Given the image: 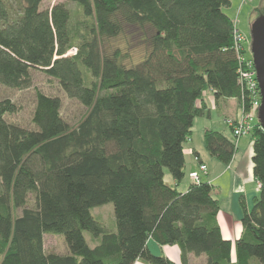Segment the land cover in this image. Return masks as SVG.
I'll use <instances>...</instances> for the list:
<instances>
[{
  "label": "trees",
  "instance_id": "1",
  "mask_svg": "<svg viewBox=\"0 0 264 264\" xmlns=\"http://www.w3.org/2000/svg\"><path fill=\"white\" fill-rule=\"evenodd\" d=\"M42 1L0 0V84L30 88L33 71L41 70L87 112L73 125L62 114L61 95L34 86L28 127L6 116L18 104L0 99V264H135L139 258L178 264L152 253L150 237L176 244L179 264H189L190 253L206 255L205 264H264L258 119L251 140L260 191L250 209L241 200L242 232L234 243L221 232L211 182L178 189L194 119L210 116L205 90L216 99L235 98L239 107L248 98L238 71L247 47L237 50L234 19L223 10L231 0H74L80 8L74 23L65 3L43 8ZM128 32L144 49L130 64L107 44ZM204 140L224 164L238 149L210 127ZM165 170L175 184L165 180ZM108 202L114 228L91 211ZM47 232L63 234L67 252L47 250Z\"/></svg>",
  "mask_w": 264,
  "mask_h": 264
},
{
  "label": "rangeland",
  "instance_id": "2",
  "mask_svg": "<svg viewBox=\"0 0 264 264\" xmlns=\"http://www.w3.org/2000/svg\"><path fill=\"white\" fill-rule=\"evenodd\" d=\"M56 2L65 3L71 9L72 22L74 23L75 21H77V19L80 17V8L74 0H43L42 7H51ZM223 10L234 19L237 30L241 31V33L243 32L246 36L247 54H252L251 25L259 16L264 13V0H231V4L229 6H223ZM107 44L110 49L119 48L120 50H122V52L126 53L127 56L124 59L129 64L138 61L141 58L142 52L144 50L143 46L138 42V39L135 38V35H132L129 32L127 33V35H119L117 37L109 39ZM72 52L73 50L71 51V53ZM82 67L85 71L86 69L83 65ZM33 76L34 86L41 89L42 91L52 93L56 92L61 95L63 100V105L61 109L62 114L71 124H76L83 117V115L86 114L87 108L82 105L78 100L69 98L62 90H60L58 83L54 79L49 78L41 70H34ZM34 86L27 89H15L5 87L0 84V99L4 97H10L19 106L17 112L6 115L9 120L18 122L28 127L32 126L31 116L35 105ZM204 97L207 99L208 102H211V99L213 97L212 90L206 89L204 92ZM228 110V112H230L231 108H229ZM225 113H227L226 110L223 113V111H218V109H216L213 105L211 116L196 117L193 124V134L196 142L199 137V133H202L203 125L217 127L218 130L223 131V133H225L230 139L236 142L237 145L239 143L238 138H241L242 140L240 142L239 149L237 150V152L239 155L247 154L250 149V140L252 139L251 135L247 134L241 137L235 136L231 127L224 120ZM202 150V154H206V156L208 157L209 154L206 153V149L202 148ZM169 178H172V176L168 170H165V180L168 181ZM33 198L34 196L30 195V201L28 203L29 206H33ZM228 208L231 215L233 214L234 216H237L241 215L242 213V206L239 203L237 205H230ZM91 211L96 217L104 221V223L108 227L114 228L115 215L114 206L112 202L95 206L91 209ZM85 236L87 240L93 243L90 239L91 233L89 231H85ZM44 238L45 247L47 250L56 251L59 253L67 252V246L63 234L47 232L45 233Z\"/></svg>",
  "mask_w": 264,
  "mask_h": 264
},
{
  "label": "crops",
  "instance_id": "3",
  "mask_svg": "<svg viewBox=\"0 0 264 264\" xmlns=\"http://www.w3.org/2000/svg\"><path fill=\"white\" fill-rule=\"evenodd\" d=\"M212 93L213 97L211 99V102H208L204 97L205 101L211 109L210 116L212 114L213 105L216 109H218V111H223V113L226 110L227 113H225L224 115L225 121L226 118H235L240 115V108L238 107L237 100L235 98L216 99L213 90ZM229 108H231L230 112H228ZM206 127L210 126L203 125L202 133H199V140L197 139L196 142L193 134V126V131L190 138L184 143L185 175L183 179L178 183V189L180 191L187 190L190 183L193 182V179L190 175V173L193 171H199L202 180L211 182L215 186L213 195L218 199L220 205V209L217 214V221L220 225L221 232L225 238L231 239L234 243V241L240 236L242 232L241 217L243 209L241 215L234 216L233 214L231 215L228 207L234 204L237 205L238 203L241 204V200H244L247 208L250 209L253 205L254 197L259 195L260 191L259 181L253 174L252 141L250 140V149L247 154L239 155L238 152H236L232 161L229 164H224L215 157L211 156L209 152H207L204 140V129ZM210 128L218 130L217 127ZM241 140V138H238V149ZM202 148L206 149V153L209 154L208 157L206 156V154H202ZM200 164L207 165V170L205 173L200 171ZM167 182L175 184L176 180H174L173 178H169ZM148 248L154 254L168 256L178 264L180 263L181 251L176 244L161 245L157 243L152 237H150L148 240ZM231 258V261L234 263L236 261V252L234 245L231 253ZM188 259L189 264L206 263V255L204 254L195 255L193 253H190ZM135 264L149 263L139 258L135 261Z\"/></svg>",
  "mask_w": 264,
  "mask_h": 264
},
{
  "label": "built area",
  "instance_id": "4",
  "mask_svg": "<svg viewBox=\"0 0 264 264\" xmlns=\"http://www.w3.org/2000/svg\"><path fill=\"white\" fill-rule=\"evenodd\" d=\"M235 46L239 52L245 48L246 36L236 29L234 34ZM241 65L238 69L239 80L248 91V98L240 104V115L235 118H228L226 122L232 127L233 133L237 137L251 135L258 119V110L261 104V92L256 77V69L252 54L240 55ZM247 104V105H246ZM200 171L206 172L207 165L200 164ZM194 181H201L199 171L190 173Z\"/></svg>",
  "mask_w": 264,
  "mask_h": 264
},
{
  "label": "water",
  "instance_id": "5",
  "mask_svg": "<svg viewBox=\"0 0 264 264\" xmlns=\"http://www.w3.org/2000/svg\"><path fill=\"white\" fill-rule=\"evenodd\" d=\"M251 53L256 69V77L261 92L258 120L264 129V13L251 25Z\"/></svg>",
  "mask_w": 264,
  "mask_h": 264
}]
</instances>
